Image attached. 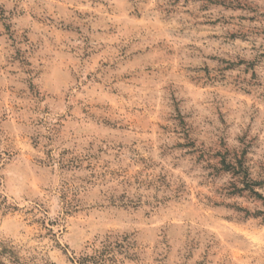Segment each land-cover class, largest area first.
<instances>
[{
  "label": "rangeland",
  "instance_id": "rangeland-1",
  "mask_svg": "<svg viewBox=\"0 0 264 264\" xmlns=\"http://www.w3.org/2000/svg\"><path fill=\"white\" fill-rule=\"evenodd\" d=\"M0 263L264 264V0H0Z\"/></svg>",
  "mask_w": 264,
  "mask_h": 264
},
{
  "label": "trees",
  "instance_id": "trees-1",
  "mask_svg": "<svg viewBox=\"0 0 264 264\" xmlns=\"http://www.w3.org/2000/svg\"><path fill=\"white\" fill-rule=\"evenodd\" d=\"M0 264H2V263H0Z\"/></svg>",
  "mask_w": 264,
  "mask_h": 264
}]
</instances>
